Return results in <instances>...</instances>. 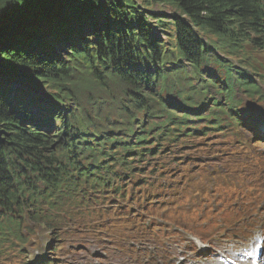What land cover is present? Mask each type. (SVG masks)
I'll return each mask as SVG.
<instances>
[{"label":"trees","instance_id":"1","mask_svg":"<svg viewBox=\"0 0 264 264\" xmlns=\"http://www.w3.org/2000/svg\"><path fill=\"white\" fill-rule=\"evenodd\" d=\"M130 1L0 0V226L7 237L17 236L29 221L55 227L52 213L67 185L77 174H89L90 164L85 168L82 159L96 169L95 157L104 146L134 137V144L116 148L129 154L152 128L163 130L159 123L138 136L136 115L153 119L155 108L163 111L159 93L178 86L180 76H171L181 72V61L193 76L182 79L183 89L203 100L210 84L228 97L236 89L250 97L263 95L247 77L256 70L243 46L264 51V0H163L178 10L164 22L173 28L169 48L151 33L146 19L132 16ZM158 25L164 26L161 20ZM47 33L63 48L49 45ZM202 33L216 41L203 40ZM227 59H236L239 67ZM203 72L213 78L201 81ZM15 80L20 86L11 83ZM111 85L127 103L117 105L124 124L111 130L124 131L128 140L109 136L112 131L101 135L105 117L86 107L90 95L109 94ZM193 106V101L183 104L186 112ZM184 115L182 121L188 119ZM98 135L102 146L92 149Z\"/></svg>","mask_w":264,"mask_h":264},{"label":"rangeland","instance_id":"2","mask_svg":"<svg viewBox=\"0 0 264 264\" xmlns=\"http://www.w3.org/2000/svg\"><path fill=\"white\" fill-rule=\"evenodd\" d=\"M129 9L131 11L132 16L136 17H141L147 20V25H149L150 27V31L154 36H158L162 39V42L164 43V45L168 46V48L170 46H173V40H171L170 37L174 36L173 35V28L172 26L165 25V21L169 23V19L171 18V16L173 15H178V10L168 4L167 2L163 1V0H131L129 2ZM139 9V10H138ZM131 14L128 15V17ZM157 18L155 19L154 18ZM127 17V18H128ZM83 19V24L85 23V21L87 19H84V17H82ZM162 21V24H164V26H162V28H160L161 26L158 25L159 21ZM78 26V23H75ZM79 24H82L79 23ZM81 31L86 34L89 35L88 32V28L86 26H81ZM46 40L49 43V45H51L53 48H63L61 47L62 44L57 43V41L55 39L50 38V35L47 33L46 35ZM200 37L203 40H209V41H216V37L212 36V35H207L206 33H202L200 34ZM48 45V44H47ZM243 48H246L247 51V56L249 57V62L252 64V66L255 68V72H248L247 73V77H250V80L253 82H257L260 85L262 92L264 93V87L259 83V82H264V51L262 50H253V48H251L250 45H244ZM219 53V52H218ZM221 54V53H219ZM63 57L64 54H62ZM230 61L231 64H233V66L235 67H239V63L237 60L235 59H227V62ZM183 66H184V71L183 73H190L192 72V70L188 67V64L186 62H182ZM2 68V67H0ZM203 77H201V81L203 82H207L210 78H213L211 75H206L203 72ZM196 83L198 82V80L195 81ZM216 82V81H215ZM9 83V82H7ZM11 83L13 85H18L17 81H11ZM10 84V83H9ZM111 84V83H109ZM194 84V82H193ZM211 86H213L212 84H210ZM20 86V85H18ZM116 85H111L109 86V94H106L105 92L101 91V92H95L94 94L90 95V104L87 103V109L88 111L92 112V114H95L94 112L96 111V108H98L99 110H101V116L105 117L106 120V124L107 125H101L100 127V131H104V134L101 135H108L109 131H111L112 127L111 126H118L120 124V122L122 123L123 121H120V119H118V114L122 115L123 113L121 111H118V106L120 103L123 104H127L126 103V97L124 95H122L119 91V89H117L115 87ZM210 86V96L213 97V99H215L216 101L219 102V105H221L224 102V98H221L220 95H217V89L212 88ZM183 87H175V88H169L167 90V92H162L160 97L167 99V98H171V100H173V102H176L178 105L181 104L180 102L182 100H190L191 97H193V95L191 97H187L188 96V89H183ZM39 93V92H38ZM146 93V92H145ZM142 94V93H140ZM39 95V94H38ZM41 95V93H40ZM180 95V96H178ZM210 96H208L210 98ZM173 97V98H172ZM175 98V99H174ZM85 101H87V97H84ZM198 96H195L194 101L198 102ZM209 106V105H207ZM165 111L167 113L172 112L174 114H182L184 113V109L181 107H174L173 105H165ZM206 110V109H205ZM264 111V110H263ZM203 113L206 114V111H204ZM190 116H195V114H191V113H187ZM264 114V112H263ZM77 115H79V113L77 112ZM258 116V122L261 123V129H263L264 126V115H260V113H257ZM140 117V119L142 120L143 118L141 117V113L138 115ZM160 116V115H157ZM149 117H145L144 119V123H143V127L145 130L146 128H148V125H150L148 122ZM148 120V121H147ZM154 120V124L155 122H161L162 119L161 118H157V119H153ZM193 120V119H192ZM177 122V121H176ZM204 121H192L189 125L191 126H203ZM172 123H169V125H171ZM110 129V130H106V129ZM158 129L154 128L152 129V131L150 132V137L152 135H155L157 133ZM140 134V133H138ZM98 135L97 141L100 140V136ZM200 135V133H195V138H188L184 141H188L187 143H184L182 141H180L177 144H169V145H163V147H165V150L163 152V154L161 155V157L157 160V161H153L151 163V166H156V168L153 171V174H157V172H160V169L166 170V169H172L175 168V170H186L188 171L190 174L197 176L195 177L193 180H191V184L193 183H202L205 180L206 175L214 170H225L227 168L230 167H235L234 164L237 161V158L234 153V151H232L229 147V145L226 144V146H216L214 145L217 142V137L214 136L215 139H213L212 141V137L210 139H207L205 143H199V140H201L200 137H198ZM113 136L119 137V136H123V133H113ZM157 137V134H156ZM153 140L155 139H151L150 141L147 142L146 147L148 145H151L150 143L153 142ZM100 142V141H99ZM145 147V146H144ZM116 145L113 147H106V149L103 150V158H105L106 156H112V152L115 150ZM151 148V147H150ZM109 149V151H108ZM108 151V154H107ZM219 151L221 152L220 157H214V152ZM172 158H175L174 162L178 163L183 161V164L181 167H178L173 164V162H169ZM100 159V158H99ZM105 160V159H104ZM111 159H106V163L110 162ZM136 161L133 162V164L131 166L135 167L136 165ZM82 165H87L88 162L84 161V159L81 160ZM155 163V164H154ZM236 168V167H235ZM240 168V167H237ZM148 168L145 167L143 168L140 172L141 175L145 174L147 172ZM171 171V172H174ZM144 176H148V174L144 175ZM141 176H135L133 180H136L137 178H139ZM191 176L187 175L186 177H183L180 179V176H178V173H175L173 175H171V179L176 178V180H180V182L178 183L179 186L185 184L186 182H188L189 178ZM145 189V186H142L139 190L142 191ZM27 224H29V226L33 227V233L35 234H39V236L43 237L44 242L46 243V245L49 244V242L51 240H53L50 245L49 248L47 250H45L40 244L37 245V243L32 239L34 238L33 235H30L29 238H27V240L24 243H20V244H13L10 245L9 248L5 249L3 251V258L1 257L0 260V264H25L26 262H32V260L36 257L42 256L45 259H49L52 260L53 258H58L55 259L53 262L54 264H66L65 259L66 257H62V254H60V252H63L64 250H66L67 248H71L70 252H73L72 255V264H102V258L98 257L102 255V251L100 249V245L99 243L104 241L105 243L107 242L105 239H103L102 237H98L97 239L93 240L91 237H88L87 235H85L83 232H79V233H75V234H71L69 240L65 243V245L63 246V244L61 245V250L58 251L56 249V245L60 244V242H57V240H54L56 235H57V231L58 230H54L53 232H51V229H48V231L42 227L43 225H39L36 224L33 221H29L27 222ZM203 236L207 237V238H211L213 235L210 232H205L203 233ZM224 237H220L219 239H223ZM75 240H79V241H75ZM110 240V239H109ZM108 240V241H109ZM211 245H213V247H215L217 253L219 252H223L225 253L227 250H229L231 247H233L234 245H236V241H224L222 242L221 240H210L209 242H207ZM65 247V248H64ZM120 257L115 256V261L114 264H134L132 263L130 260H127L126 262L124 260H119ZM208 263V261H206L204 258H193L192 255H190L189 253H187V256L185 258V264H205ZM209 264V263H208Z\"/></svg>","mask_w":264,"mask_h":264},{"label":"bare ground","instance_id":"3","mask_svg":"<svg viewBox=\"0 0 264 264\" xmlns=\"http://www.w3.org/2000/svg\"><path fill=\"white\" fill-rule=\"evenodd\" d=\"M95 217L97 218V220H99L101 222V224L106 225V226L109 224L108 223V219H107V210H106V207L97 209V212H96ZM72 255L73 254H70L68 256V258L72 259Z\"/></svg>","mask_w":264,"mask_h":264}]
</instances>
